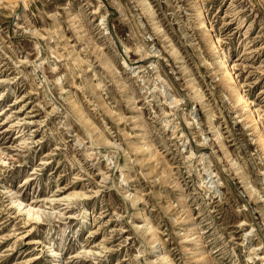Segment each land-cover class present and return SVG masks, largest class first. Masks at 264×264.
<instances>
[{
	"label": "rangeland",
	"instance_id": "obj_1",
	"mask_svg": "<svg viewBox=\"0 0 264 264\" xmlns=\"http://www.w3.org/2000/svg\"><path fill=\"white\" fill-rule=\"evenodd\" d=\"M199 7L264 126V0L0 3V264H264V151Z\"/></svg>",
	"mask_w": 264,
	"mask_h": 264
},
{
	"label": "bare ground",
	"instance_id": "obj_2",
	"mask_svg": "<svg viewBox=\"0 0 264 264\" xmlns=\"http://www.w3.org/2000/svg\"><path fill=\"white\" fill-rule=\"evenodd\" d=\"M31 1L32 0H0V3L5 5V6H7V7H9L10 9L14 10L19 4H22L23 8L27 7L30 4ZM143 1L145 2V0H143ZM197 10H198L197 19H198V22H199V25H200V30H201L202 33L206 34V36L207 35L209 36V38H210L209 45H210L211 53L214 55V57L216 59L217 58L220 59L219 60V65H218L219 66V70H217V71H220V73L222 75L221 77H223L224 80L228 83V85L230 86V88L233 91V93L235 92V94L237 96L236 103L238 102L239 106H241L244 110H246V109L250 110V115H249L250 120H251L250 122L253 123L252 126L255 129L254 132H256V134L258 136V139L261 142L260 144L262 145V148H263V151H264V126L262 124V121L259 118L258 113L256 112V109L252 105V99L250 98V96L246 93V91L242 87L241 81L238 78V75L236 74V72L234 71V67L232 66V63L230 61V56L224 54L225 52L223 51L222 45L220 43V40H219L220 38L213 34V31H212V28L210 26V22L208 20L206 12L204 11V9L202 7H199ZM152 20H154V18H152ZM156 27H158V25H156ZM173 52H175V51H173ZM103 78L104 79L102 81L105 82V84H107L106 82H108V80H106V77H104V76H103ZM194 90L196 92V95L200 96V98H201L199 88L194 89ZM202 97H204V96L202 95ZM75 104H77V103L75 102ZM245 115H246V113H245ZM246 118H248V116H246ZM97 142L99 143L98 140H96L95 143H97ZM135 148L139 149L140 151L150 150V152H153V150H154L153 144H143L142 146H138V144H136ZM239 168H240V166L238 165L236 167V170H238ZM242 177H243V175H242ZM19 204H22V202L20 201ZM32 210H34L33 213H35L36 208L32 209ZM39 211H40V209H39ZM31 212L32 211L30 210L29 213H31ZM90 214H91L90 209L86 208L84 210V214H83V217L81 219V224L86 225V223L89 222ZM142 214H143V212H142ZM143 217L145 219L144 221L146 222V228H145L146 232L150 233L152 238L154 239L155 243H157L156 241H158V234L156 233L155 227L153 226L151 221H149V219L145 215H143ZM53 251H54V254H56V255H59V253H60L59 250H53ZM160 261L163 262V264H173V262H171L168 259V256L166 254H162L160 256Z\"/></svg>",
	"mask_w": 264,
	"mask_h": 264
}]
</instances>
